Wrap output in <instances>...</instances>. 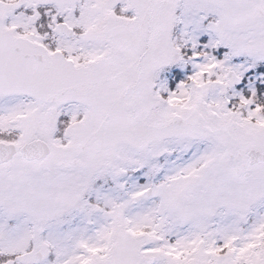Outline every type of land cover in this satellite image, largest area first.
Here are the masks:
<instances>
[{"label":"snow or ice","instance_id":"6c2138e0","mask_svg":"<svg viewBox=\"0 0 264 264\" xmlns=\"http://www.w3.org/2000/svg\"><path fill=\"white\" fill-rule=\"evenodd\" d=\"M0 264H264V0H0Z\"/></svg>","mask_w":264,"mask_h":264}]
</instances>
